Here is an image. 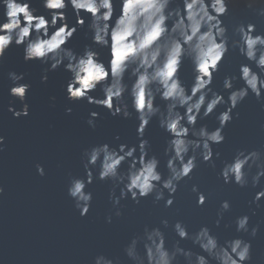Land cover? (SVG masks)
I'll list each match as a JSON object with an SVG mask.
<instances>
[{
  "label": "clouds",
  "instance_id": "9594fccd",
  "mask_svg": "<svg viewBox=\"0 0 264 264\" xmlns=\"http://www.w3.org/2000/svg\"><path fill=\"white\" fill-rule=\"evenodd\" d=\"M45 12L32 6V0H0V62L10 46H22L25 62L38 61L45 65L41 81L48 73L63 67L69 73L65 85L67 99L86 100L106 108L111 115L129 118L135 113L138 121V143L110 145L100 143L83 152V177L70 179L67 192L75 201L80 215L89 212L93 194L86 190L94 179L111 181L109 200L115 215L120 216L121 200L131 199L139 204L141 198L152 196L153 203L163 201L170 208L181 182L193 179L200 163L216 168L213 145L225 140L224 128L233 120V110L252 93L264 100V31H258L251 21L225 24L234 0H40ZM248 9L264 18V0H244ZM117 6L119 8L117 12ZM71 9L75 22L69 20ZM83 13V14H82ZM90 14V15H88ZM87 20L86 36L90 43L80 51L66 46ZM107 49V59L102 50ZM230 51H238L246 62L237 72L223 76V92L213 86L214 76ZM185 59L192 64L193 82L185 85L180 70ZM9 95L18 98L22 107L9 103L8 111L19 118L29 115L26 94L31 85L24 81V73L9 71ZM243 83L236 87V83ZM99 87L102 95L91 93ZM157 98L163 105L157 103ZM55 101V97H51ZM224 109L216 114L218 126L197 127L198 119L213 114L218 106ZM183 109V111H181ZM67 107V113L72 112ZM238 116L239 113H236ZM100 113L90 111L86 123L93 129ZM168 134L163 155L167 157V175L159 170L160 158L150 154V142L145 131L153 118ZM116 140L120 137L117 135ZM5 137L0 135V151ZM219 158L220 153L215 152ZM126 165V168L122 167ZM43 176L45 169L36 164ZM224 184L241 188L260 185L264 177V151L238 148L230 160H224L217 173ZM117 188L119 194L117 195ZM195 204L201 207L208 195L193 183ZM4 192L0 186V193ZM264 198V186L250 201L257 208ZM230 201L221 200L215 225L219 226ZM253 214L255 210L253 209ZM111 223L112 215L106 217ZM248 214L235 219L236 232L256 236L260 225L249 226ZM163 229L169 220L160 221ZM160 226L145 225L141 234L133 235L124 246V254L132 264H246L252 259V243L241 236L220 241L208 225L189 231L180 219L171 223L179 237L171 246ZM180 240H190L200 251L184 248ZM92 264H121L120 257L97 254Z\"/></svg>",
  "mask_w": 264,
  "mask_h": 264
},
{
  "label": "water",
  "instance_id": "95a60500",
  "mask_svg": "<svg viewBox=\"0 0 264 264\" xmlns=\"http://www.w3.org/2000/svg\"><path fill=\"white\" fill-rule=\"evenodd\" d=\"M32 6L41 13L45 12L40 0H32ZM68 17L75 22L70 8ZM240 21H251L257 25L258 31H264V18L257 17L248 9L244 0H234L224 22L231 27ZM86 31L87 20L66 46L80 51L91 42L85 35ZM102 58L107 59V49L102 50ZM241 62H246L244 57L238 51H230L220 72L214 76L213 86L223 92L225 98L228 91L222 87L223 76L237 72ZM44 67L38 61L25 62L22 46L15 44L10 46L0 62V135L5 137L4 150L0 151V186L4 188L0 193V264H92L93 258L100 253L120 257L121 264H132L124 254V246L133 235L141 234L145 225L163 229L160 224L163 218L169 220V227L163 229L169 246L179 239L172 231L171 223L180 219L188 225L189 231L208 225L221 242L236 236L251 240L252 259L246 264H264V198L259 208L250 203L255 192L264 186V177L256 188H252L250 183L241 188L236 184H224L217 175L222 162L230 160L236 149L264 151V100L258 101L254 94L249 93L233 110V120L223 130L225 140L213 145L216 168L200 163L187 186L181 182L170 208H164L163 201L153 203L151 195L141 198L139 204L129 198L121 200L118 207L122 214L116 216V209L109 200L111 181L94 179L86 188L93 194L91 207L86 215L81 216L67 188L71 178L85 175L84 150L105 142L110 145L137 144L138 121L135 113L123 118L113 116L106 108L89 104L86 100L69 101L65 92L69 73L60 67L49 72L48 80L42 82ZM9 71L24 73L22 82L31 85L26 94L28 116L16 118L8 111L9 103L17 109L22 107L18 98L9 95ZM180 75L190 88L193 82L190 60L183 61ZM242 83L238 81L236 87ZM91 94L102 95L99 87ZM51 97H55V101ZM156 102L163 105L159 98ZM67 107L73 109L71 113L65 111ZM223 109L224 106L220 105L213 114L198 119L197 127L207 125L209 130L216 128V114ZM90 111L100 113L94 129L86 123ZM117 135L119 140L115 139ZM145 137L150 142V154L160 158L159 170L166 176L167 157L163 151L169 137L159 127L157 118L154 117L147 126ZM217 151L219 158L215 157ZM37 163L44 166L43 176L36 170ZM122 167L126 168V165ZM193 183L208 195L201 207L196 206L195 194L190 191ZM116 191L118 195L119 188ZM224 199L230 201L231 208L216 226L217 210ZM244 214L250 216V227L260 225L254 237L246 232H236L235 219ZM109 215H112L111 223L106 219ZM180 245L200 251L190 240H180ZM179 259L180 264H184L183 257Z\"/></svg>",
  "mask_w": 264,
  "mask_h": 264
}]
</instances>
